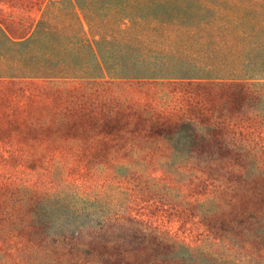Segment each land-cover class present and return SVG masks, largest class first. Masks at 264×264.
I'll use <instances>...</instances> for the list:
<instances>
[{"label":"trees","instance_id":"1","mask_svg":"<svg viewBox=\"0 0 264 264\" xmlns=\"http://www.w3.org/2000/svg\"><path fill=\"white\" fill-rule=\"evenodd\" d=\"M251 3L0 0V264H252L163 233L140 214L147 207L102 208L127 230L86 239L90 208L15 184L6 169L51 162L128 181L157 168L205 182L192 159L220 152L242 174L236 160L263 148L240 138L250 103V129H264V42H248ZM200 206L219 246L264 249V204Z\"/></svg>","mask_w":264,"mask_h":264},{"label":"rangeland","instance_id":"2","mask_svg":"<svg viewBox=\"0 0 264 264\" xmlns=\"http://www.w3.org/2000/svg\"><path fill=\"white\" fill-rule=\"evenodd\" d=\"M45 1L51 3L58 0ZM247 16L248 19H253L252 22H256L254 25L258 26H252L256 35L248 42H264V0H252L250 8L247 10ZM87 31V37L93 39L94 33L88 29ZM236 42H241L239 30ZM56 83L60 85L73 84L71 81L58 80ZM173 88L172 86L171 89ZM171 89L169 88V90ZM175 90L186 91L181 87H175ZM160 101L166 102V104L171 102L165 99ZM251 106L257 108L256 103H250L249 107L245 109L247 113L245 127L239 126L237 129L243 128L245 135L240 138L244 144L254 146L256 143L263 145V148L260 152H250L244 160H236L243 169L242 174L230 172L228 170L230 160L221 157L220 152L215 157L202 155L199 159H192L191 166L200 173L205 182L197 181L190 175L169 169L160 172L154 167L155 170H149L148 175L133 176L132 180L128 181L119 179V177L109 180L111 177H107L105 172L103 174L90 171L77 174L70 170H58V167L56 168L51 162L45 164L40 171H31L18 167V161L14 160L6 165V169L14 175L15 184L56 194L80 208H90L93 215L89 218L90 222L86 230L92 231L93 234L86 235V239L101 237L104 234L110 236L127 230L128 226L124 222H116L100 213L99 210L102 208L122 212L128 206L138 211H143V208L147 207V211L140 214L145 215L146 220L176 240L186 241L194 247L201 242H206L211 245L212 253L216 252L219 257L220 255L228 257L232 254L233 257L236 256L239 259L248 256L252 260V264H264V249L234 246L227 248L224 244L219 246L205 225L207 221L200 216V204L214 201L227 203V200L233 198L239 204L247 202L264 204V133L262 131L264 129H250L251 124H258L251 116L253 114L250 110ZM237 121L238 119L234 120L235 123ZM250 131L252 135H250ZM235 132L237 133V130ZM229 135L233 136V133L230 132ZM221 152L225 153V150ZM257 170H261V172L256 174ZM9 174L3 173L5 176ZM252 179H256V183H251ZM0 180H2L1 177ZM255 186L259 188L261 186L263 192L257 193L254 189ZM99 219H101L98 221L101 222L100 225L96 221ZM213 222L208 221L207 223L212 224ZM61 247L62 244L58 239V250Z\"/></svg>","mask_w":264,"mask_h":264}]
</instances>
